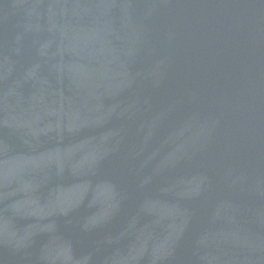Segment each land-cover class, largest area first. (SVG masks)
Instances as JSON below:
<instances>
[{"label": "water", "instance_id": "1", "mask_svg": "<svg viewBox=\"0 0 264 264\" xmlns=\"http://www.w3.org/2000/svg\"><path fill=\"white\" fill-rule=\"evenodd\" d=\"M0 264H264V0H0Z\"/></svg>", "mask_w": 264, "mask_h": 264}]
</instances>
